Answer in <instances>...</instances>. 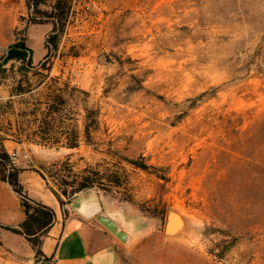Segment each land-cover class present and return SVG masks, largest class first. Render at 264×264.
<instances>
[{
  "label": "rangeland",
  "instance_id": "rangeland-1",
  "mask_svg": "<svg viewBox=\"0 0 264 264\" xmlns=\"http://www.w3.org/2000/svg\"><path fill=\"white\" fill-rule=\"evenodd\" d=\"M72 3L50 62L101 106L97 145L24 143L19 166L55 188L58 173L73 183L100 171L74 197L97 193L125 212L120 264H264V0ZM30 15L26 0H0V56L24 39L35 63L45 58L53 23Z\"/></svg>",
  "mask_w": 264,
  "mask_h": 264
},
{
  "label": "trees",
  "instance_id": "trees-1",
  "mask_svg": "<svg viewBox=\"0 0 264 264\" xmlns=\"http://www.w3.org/2000/svg\"><path fill=\"white\" fill-rule=\"evenodd\" d=\"M26 3L31 11L30 20L33 23L51 20L53 33L47 40L48 53L39 63H35L34 49L24 39L11 43L0 56V88L4 84L9 86L7 100H0V180L9 183L18 194L26 215L19 225L0 223V229L24 235L40 255L42 237L56 220V212L30 196L20 179L25 168L15 161L16 152L11 153L5 142L13 140L57 149H77L83 143L96 146V134L101 130V106L91 90L64 78L63 74L52 73L50 46L53 43L54 50H58L55 40L69 23L72 0H26ZM127 160L148 171L153 166L142 160ZM60 163L64 162L53 165ZM35 170L46 178L44 171ZM99 175L103 174L86 168L72 183L66 175L58 173L55 176L58 187L51 189L64 207L77 193L99 185ZM109 180L114 186L122 184L116 176Z\"/></svg>",
  "mask_w": 264,
  "mask_h": 264
},
{
  "label": "crops",
  "instance_id": "crops-1",
  "mask_svg": "<svg viewBox=\"0 0 264 264\" xmlns=\"http://www.w3.org/2000/svg\"><path fill=\"white\" fill-rule=\"evenodd\" d=\"M5 144L11 153L25 146L13 140ZM20 179L31 197L55 210L56 220L42 237L40 255L24 235L1 228L0 264H120L124 241L99 219L105 212L122 225L128 223L113 200L87 192L63 207L38 171L25 169ZM25 217L18 194L0 180V223L19 225ZM130 224L135 228V222Z\"/></svg>",
  "mask_w": 264,
  "mask_h": 264
},
{
  "label": "water",
  "instance_id": "water-1",
  "mask_svg": "<svg viewBox=\"0 0 264 264\" xmlns=\"http://www.w3.org/2000/svg\"><path fill=\"white\" fill-rule=\"evenodd\" d=\"M171 215L179 216L177 213H172ZM99 219L104 225H106L109 229H111L124 242L128 241L129 234L127 233L126 229L123 227V225L120 222L114 219L111 215H109L108 213L102 212L99 215ZM168 230L170 232H173L176 230L174 226L170 225V217L168 221Z\"/></svg>",
  "mask_w": 264,
  "mask_h": 264
},
{
  "label": "bare ground",
  "instance_id": "bare-ground-1",
  "mask_svg": "<svg viewBox=\"0 0 264 264\" xmlns=\"http://www.w3.org/2000/svg\"><path fill=\"white\" fill-rule=\"evenodd\" d=\"M85 205H87V204H85ZM93 206V205H92ZM180 221V217L179 216H175V217H173V219H172V225H175L176 223H178ZM183 229V228H182ZM181 229V230H182ZM175 236V235H174ZM181 236V235H180ZM172 238V237H171ZM174 241H175V239H174ZM182 242V241H181Z\"/></svg>",
  "mask_w": 264,
  "mask_h": 264
},
{
  "label": "built area",
  "instance_id": "built-area-1",
  "mask_svg": "<svg viewBox=\"0 0 264 264\" xmlns=\"http://www.w3.org/2000/svg\"><path fill=\"white\" fill-rule=\"evenodd\" d=\"M15 161H17V159H15Z\"/></svg>",
  "mask_w": 264,
  "mask_h": 264
}]
</instances>
